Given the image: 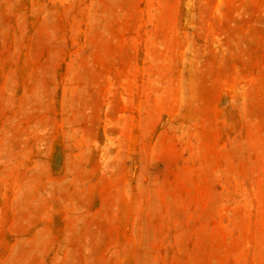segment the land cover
Returning a JSON list of instances; mask_svg holds the SVG:
<instances>
[{"label":"rangeland","instance_id":"1","mask_svg":"<svg viewBox=\"0 0 264 264\" xmlns=\"http://www.w3.org/2000/svg\"><path fill=\"white\" fill-rule=\"evenodd\" d=\"M0 264H264V0H0Z\"/></svg>","mask_w":264,"mask_h":264}]
</instances>
